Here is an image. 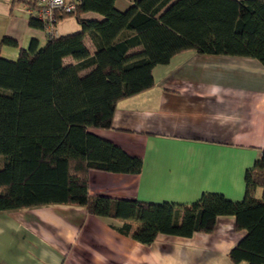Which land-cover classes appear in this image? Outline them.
Returning <instances> with one entry per match:
<instances>
[{
  "label": "trees",
  "instance_id": "1",
  "mask_svg": "<svg viewBox=\"0 0 264 264\" xmlns=\"http://www.w3.org/2000/svg\"><path fill=\"white\" fill-rule=\"evenodd\" d=\"M114 3L80 0L74 13H57L53 25L54 31L74 18L80 32H53L42 48L31 41L15 60L0 55V212L83 207L90 216L122 221L115 231L144 246L159 235L211 234L217 218L233 217L246 234L230 261L264 264V151L245 173L239 202L211 193L189 205L91 197L87 180L89 170L141 172L139 158L89 130L109 129L119 101L151 89L154 67L185 51L252 58L264 67V0H136L123 12ZM88 12L102 19H82ZM28 24L44 31L32 17ZM2 47L18 44L3 38ZM67 57L74 63L65 65ZM129 222L138 225L132 229Z\"/></svg>",
  "mask_w": 264,
  "mask_h": 264
},
{
  "label": "crops",
  "instance_id": "2",
  "mask_svg": "<svg viewBox=\"0 0 264 264\" xmlns=\"http://www.w3.org/2000/svg\"><path fill=\"white\" fill-rule=\"evenodd\" d=\"M134 1L115 0L114 7L123 12ZM25 9L0 0V42L18 44L1 48L5 59L15 60L31 41L38 48L48 41L45 31L29 26ZM82 19L102 16L88 12ZM80 30L74 18H66L54 36ZM85 45L93 53L88 39ZM63 63L74 61L67 57ZM152 77L151 89L116 104L109 129L89 130L139 158L141 172L89 170L88 194L154 204L189 205L204 193L241 201L245 173L264 151V67L252 58L185 51L154 67ZM261 197L257 189L254 198ZM122 224L70 205L0 212V264H233L229 252L246 234L233 217H219L211 234L159 235L144 246L115 231Z\"/></svg>",
  "mask_w": 264,
  "mask_h": 264
},
{
  "label": "built area",
  "instance_id": "3",
  "mask_svg": "<svg viewBox=\"0 0 264 264\" xmlns=\"http://www.w3.org/2000/svg\"><path fill=\"white\" fill-rule=\"evenodd\" d=\"M80 0H13L24 5L28 14L42 23L44 31L51 36L56 15L72 14L76 10V5Z\"/></svg>",
  "mask_w": 264,
  "mask_h": 264
}]
</instances>
